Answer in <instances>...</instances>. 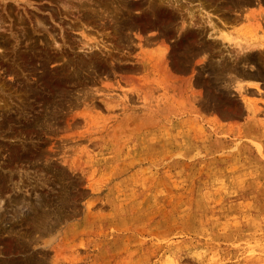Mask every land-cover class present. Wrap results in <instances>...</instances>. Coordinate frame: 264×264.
Wrapping results in <instances>:
<instances>
[{"label": "rangeland", "instance_id": "obj_1", "mask_svg": "<svg viewBox=\"0 0 264 264\" xmlns=\"http://www.w3.org/2000/svg\"><path fill=\"white\" fill-rule=\"evenodd\" d=\"M258 1L0 0V264H264Z\"/></svg>", "mask_w": 264, "mask_h": 264}, {"label": "crops", "instance_id": "obj_2", "mask_svg": "<svg viewBox=\"0 0 264 264\" xmlns=\"http://www.w3.org/2000/svg\"><path fill=\"white\" fill-rule=\"evenodd\" d=\"M259 1L255 2V4L257 5L258 8H259V6H263L264 5V1H262V0H259ZM243 29H244L243 27H240L239 31L241 32V31H243Z\"/></svg>", "mask_w": 264, "mask_h": 264}]
</instances>
